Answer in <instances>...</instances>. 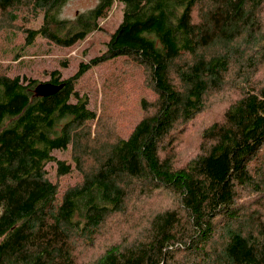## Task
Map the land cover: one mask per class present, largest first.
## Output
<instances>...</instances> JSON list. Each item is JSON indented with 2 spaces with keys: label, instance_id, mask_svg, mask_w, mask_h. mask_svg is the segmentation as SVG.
<instances>
[{
  "label": "trees",
  "instance_id": "trees-1",
  "mask_svg": "<svg viewBox=\"0 0 264 264\" xmlns=\"http://www.w3.org/2000/svg\"><path fill=\"white\" fill-rule=\"evenodd\" d=\"M68 1L0 0V264H74L75 240L94 244L133 194L162 191L175 206L86 264H264V0H97L65 19ZM116 3L123 18L105 51L69 78L53 71L58 92L38 95L37 79L7 74L3 61L27 56L38 36L71 47L101 30ZM117 60L141 71L151 97L127 135L97 142L100 115L78 84ZM234 78L242 95L176 166L172 133Z\"/></svg>",
  "mask_w": 264,
  "mask_h": 264
},
{
  "label": "rangeland",
  "instance_id": "rangeland-1",
  "mask_svg": "<svg viewBox=\"0 0 264 264\" xmlns=\"http://www.w3.org/2000/svg\"><path fill=\"white\" fill-rule=\"evenodd\" d=\"M97 4V0H69L60 12L65 19H73L80 13L87 11ZM123 5L116 3L109 16L101 20V30L90 33L84 40L71 47H62L38 36L33 45L26 49L27 56L21 60L14 57L3 61L8 65V75L27 76L42 82H50L51 73L55 70L61 72V79L72 76L78 69L81 61H89L100 55L106 49V43L112 32L117 28L123 18ZM25 11L21 12V15ZM264 22V6H263ZM20 15V14H19ZM41 17L32 19L33 26L41 24ZM16 43H21L23 37L17 33L14 37ZM257 83H264V67L257 73ZM81 91L90 98V107L100 115V122L96 123L95 135L100 142L107 138L125 136L135 123L144 115L141 108L142 97L150 98V92L143 80L140 70L134 69L124 60H117L88 71L81 79ZM241 86L236 78L220 92L212 94L207 100V106L202 114L195 119L178 126L172 133L169 155L176 166H181L200 152L202 132L212 122L221 120L228 106L242 94ZM94 126V128H95ZM54 154L59 159H71V151L57 150ZM51 176L55 177L54 164H49ZM175 197L162 191L160 194L144 196L133 194L128 201L124 215L110 217L103 226L94 244L86 245L85 239H77L74 264H86L99 257L111 244L122 239L131 240L144 229L147 221L158 210L175 206ZM220 237H222L220 235ZM183 254L178 255L185 259Z\"/></svg>",
  "mask_w": 264,
  "mask_h": 264
},
{
  "label": "water",
  "instance_id": "water-1",
  "mask_svg": "<svg viewBox=\"0 0 264 264\" xmlns=\"http://www.w3.org/2000/svg\"><path fill=\"white\" fill-rule=\"evenodd\" d=\"M63 86L64 83L57 85L52 82H42L37 85L36 93L41 96L51 95L61 90Z\"/></svg>",
  "mask_w": 264,
  "mask_h": 264
}]
</instances>
